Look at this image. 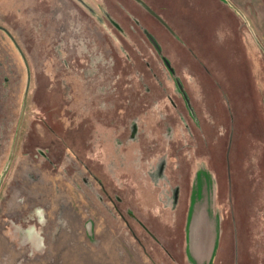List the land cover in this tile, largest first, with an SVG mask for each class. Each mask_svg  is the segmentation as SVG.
Listing matches in <instances>:
<instances>
[{
    "label": "rangeland",
    "instance_id": "374dc122",
    "mask_svg": "<svg viewBox=\"0 0 264 264\" xmlns=\"http://www.w3.org/2000/svg\"><path fill=\"white\" fill-rule=\"evenodd\" d=\"M141 1L0 0V264H264V0Z\"/></svg>",
    "mask_w": 264,
    "mask_h": 264
},
{
    "label": "crops",
    "instance_id": "0c3cea01",
    "mask_svg": "<svg viewBox=\"0 0 264 264\" xmlns=\"http://www.w3.org/2000/svg\"><path fill=\"white\" fill-rule=\"evenodd\" d=\"M232 3L238 8L233 0ZM244 13V12H243ZM209 179L199 176L196 179L195 191L191 200L192 229L189 237L188 259L191 264H212L215 260L220 220L211 200Z\"/></svg>",
    "mask_w": 264,
    "mask_h": 264
},
{
    "label": "water",
    "instance_id": "95a60500",
    "mask_svg": "<svg viewBox=\"0 0 264 264\" xmlns=\"http://www.w3.org/2000/svg\"><path fill=\"white\" fill-rule=\"evenodd\" d=\"M140 5H142L146 10H148L152 15L158 17L145 3H143L141 0H136ZM230 1V8L233 9L238 15H240L245 21L246 20V17L245 15L241 12L240 9H238L233 3L231 0ZM1 28V27H0ZM3 29L4 31H6V29L4 28H1ZM7 32V31H6ZM8 33V32H7ZM12 37V36H11ZM13 41L15 42L14 38L12 37ZM259 43V42H258ZM15 44L17 45V43L15 42ZM260 45V44H259ZM18 46V45H17ZM23 58L25 59V57L23 56ZM25 63H26V66L28 68V75H29V81H28V87H27V91H26V95H25V98L27 99V96H28V92H29V88H30V71H29V67H28V63L25 59ZM26 99L24 101V107H25V103H26ZM23 120H24V111L22 112V115H21V118H20V121H19V125H18V129H17V134H16V137H15V142H14V147H13V151H12V155H11V158H10V161L5 169V173L8 171L9 167L11 166V163L14 159V156H15V153H16V149H17V144H18V140H19V136H20V132H21V128H22V124H23ZM4 173V174H5ZM1 183V182H0Z\"/></svg>",
    "mask_w": 264,
    "mask_h": 264
},
{
    "label": "flooded vegetation",
    "instance_id": "af4514ba",
    "mask_svg": "<svg viewBox=\"0 0 264 264\" xmlns=\"http://www.w3.org/2000/svg\"><path fill=\"white\" fill-rule=\"evenodd\" d=\"M182 3H183V10H184V4H186V7H185L186 11H189L191 9L196 10L194 4L192 3V0H183ZM183 17H185V16H183Z\"/></svg>",
    "mask_w": 264,
    "mask_h": 264
},
{
    "label": "trees",
    "instance_id": "16d2710c",
    "mask_svg": "<svg viewBox=\"0 0 264 264\" xmlns=\"http://www.w3.org/2000/svg\"><path fill=\"white\" fill-rule=\"evenodd\" d=\"M233 1L238 7H240L242 9L241 4H243L245 0H233ZM171 73H173L172 70H171Z\"/></svg>",
    "mask_w": 264,
    "mask_h": 264
}]
</instances>
